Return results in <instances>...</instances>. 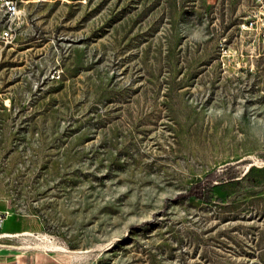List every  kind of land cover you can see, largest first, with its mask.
<instances>
[{
	"label": "rangeland",
	"instance_id": "1",
	"mask_svg": "<svg viewBox=\"0 0 264 264\" xmlns=\"http://www.w3.org/2000/svg\"><path fill=\"white\" fill-rule=\"evenodd\" d=\"M19 6L0 58V253L264 264V0Z\"/></svg>",
	"mask_w": 264,
	"mask_h": 264
},
{
	"label": "built area",
	"instance_id": "2",
	"mask_svg": "<svg viewBox=\"0 0 264 264\" xmlns=\"http://www.w3.org/2000/svg\"><path fill=\"white\" fill-rule=\"evenodd\" d=\"M20 3L21 0H0V58L2 52L16 39L17 29L23 16Z\"/></svg>",
	"mask_w": 264,
	"mask_h": 264
},
{
	"label": "crops",
	"instance_id": "3",
	"mask_svg": "<svg viewBox=\"0 0 264 264\" xmlns=\"http://www.w3.org/2000/svg\"><path fill=\"white\" fill-rule=\"evenodd\" d=\"M0 264H54L35 254H7L0 253Z\"/></svg>",
	"mask_w": 264,
	"mask_h": 264
},
{
	"label": "trees",
	"instance_id": "4",
	"mask_svg": "<svg viewBox=\"0 0 264 264\" xmlns=\"http://www.w3.org/2000/svg\"><path fill=\"white\" fill-rule=\"evenodd\" d=\"M187 196L195 197V198H201L202 191H201L200 186L198 184L191 186L188 193H187Z\"/></svg>",
	"mask_w": 264,
	"mask_h": 264
}]
</instances>
